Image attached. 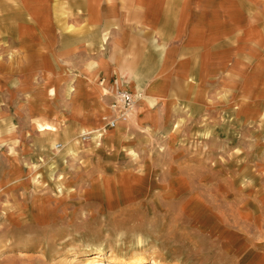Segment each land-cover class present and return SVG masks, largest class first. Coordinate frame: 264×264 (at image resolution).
I'll return each mask as SVG.
<instances>
[{"label": "rangeland", "instance_id": "rangeland-1", "mask_svg": "<svg viewBox=\"0 0 264 264\" xmlns=\"http://www.w3.org/2000/svg\"><path fill=\"white\" fill-rule=\"evenodd\" d=\"M246 1L263 24L264 0ZM46 44L3 58L21 71L0 90V264H264V106L244 119L224 91L172 130L103 133L129 89L66 67L47 90Z\"/></svg>", "mask_w": 264, "mask_h": 264}, {"label": "crops", "instance_id": "crops-1", "mask_svg": "<svg viewBox=\"0 0 264 264\" xmlns=\"http://www.w3.org/2000/svg\"><path fill=\"white\" fill-rule=\"evenodd\" d=\"M247 4L246 0H0V90L7 72L16 82L21 71L19 67L7 71L6 47L15 57L30 59L37 52L32 47L44 41L47 90L54 88V75H64L67 67L84 80L87 75L93 80L104 75L109 86L119 78L124 88L141 95L134 114L113 130L124 127L129 135L138 129L176 128L181 105L208 110L214 96L224 91L231 95L229 104L237 107L238 116L246 119V105L264 106V22L260 18L263 24L257 22ZM72 28L77 32H70ZM57 42L59 49L54 47ZM55 58H62L61 71ZM31 65L27 62L26 67ZM76 81L73 87L81 85ZM88 89H93L91 83ZM49 123L38 124L39 131L51 132Z\"/></svg>", "mask_w": 264, "mask_h": 264}, {"label": "built area", "instance_id": "built-area-1", "mask_svg": "<svg viewBox=\"0 0 264 264\" xmlns=\"http://www.w3.org/2000/svg\"><path fill=\"white\" fill-rule=\"evenodd\" d=\"M116 97L117 99L115 104V115H113V117H111L110 120L106 123V126L101 129V132L103 133L106 132L107 128L114 129L119 125V123L130 119L133 107L137 103L141 95H137L129 90L123 89L117 92Z\"/></svg>", "mask_w": 264, "mask_h": 264}, {"label": "bare ground", "instance_id": "bare-ground-1", "mask_svg": "<svg viewBox=\"0 0 264 264\" xmlns=\"http://www.w3.org/2000/svg\"><path fill=\"white\" fill-rule=\"evenodd\" d=\"M136 105H137V103L134 105V107H133V110H132V112H131V116L134 114V112H135V108H136ZM105 115H106V113L105 114H103L102 116H101V119H100V122L103 124V119H104V117H105ZM130 116V117H131ZM101 124V125H102ZM86 131V130H85ZM84 131V132H85ZM102 137V136H101ZM6 214H3V217H10L9 215H7V216H5ZM7 246V244H2V240H0V252L3 250V247H6ZM102 255L101 254H96V255H94V256H92V257H90V258H87V262H88V264H96V263H100V262H102ZM142 262H143V260H142ZM136 263V262H135ZM139 264H141L140 263V261L138 262ZM147 263V262H146ZM102 264V263H101ZM143 264V263H142ZM147 264H157V262L155 261V260H152L150 263H147Z\"/></svg>", "mask_w": 264, "mask_h": 264}]
</instances>
